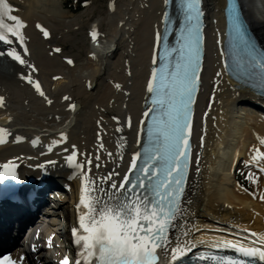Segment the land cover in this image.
Wrapping results in <instances>:
<instances>
[{
	"label": "bare ground",
	"instance_id": "6f19581e",
	"mask_svg": "<svg viewBox=\"0 0 264 264\" xmlns=\"http://www.w3.org/2000/svg\"><path fill=\"white\" fill-rule=\"evenodd\" d=\"M109 1L106 16L89 28L93 41L84 59L56 52L60 43L70 37L67 35L70 33H64L65 28L71 31L79 22L57 21L51 18L53 15L47 21L35 10V1L27 11H17L25 22L21 29L25 46L15 38L11 45L27 64L0 57V96L4 97L0 106V127L9 130L0 143V163L17 158L15 161L28 172L38 173L35 167L59 168L55 152L68 154L70 151L69 156L75 152L74 164L68 158L60 162L76 173L80 170L81 176L79 181L73 182L75 191L70 197L72 226L78 227V235L81 234L79 216L84 211L82 206L81 210L77 208L83 173L95 181L97 188L111 191V184L118 185L129 172L133 154L139 148L137 135L133 138V134L145 120L143 102L164 10V0ZM205 2L209 17L197 118V133L203 139V146L198 144V163L185 204L187 207V202L192 200V205L188 210L185 208L176 221L160 253L161 262L172 258V249L177 250L175 255L182 256L192 248L207 251L231 248L239 239L246 248H253L249 243L264 244V202L260 204L241 191L233 174L239 159L246 158V152L252 150L254 157L258 148L264 151V116L251 119L253 111L248 107L254 103L264 105V100L238 87L225 73L222 50L225 0ZM241 3L249 24L264 44V0H241ZM36 5L39 7L38 3ZM42 21L47 23V31L50 28L54 34L58 32L51 42L52 33L47 40L41 27H37L42 26ZM61 31L63 35L58 40ZM7 47L5 45L1 51ZM33 66L35 69L30 68ZM24 76H30L33 82L38 80L45 95L41 96L34 83L30 84ZM72 104L76 105L75 109L70 107ZM18 136L23 139L17 140ZM254 144L257 147L251 149ZM257 157L264 167L263 156ZM77 163L83 168H77ZM62 197L58 194L59 209L63 205ZM48 215L44 213L45 217ZM215 223L218 226H214ZM204 228L210 230L204 232ZM10 233L7 231L1 236ZM13 234L15 231L11 236ZM10 257L16 262L20 260L16 255Z\"/></svg>",
	"mask_w": 264,
	"mask_h": 264
},
{
	"label": "snow or ice",
	"instance_id": "6c2138e0",
	"mask_svg": "<svg viewBox=\"0 0 264 264\" xmlns=\"http://www.w3.org/2000/svg\"><path fill=\"white\" fill-rule=\"evenodd\" d=\"M169 2L170 0H164L166 5ZM199 5L200 0H180V7L186 20L196 21L184 37L186 45H182L180 49L182 61L172 71L166 59L162 58L164 62L161 66L152 69L147 90L152 94L154 107L144 115L147 117L149 112L153 111H157L159 115L151 117L152 123L148 125L149 144L145 146L143 154L136 152L131 159L128 171L129 173L135 171V180L130 175H125L118 185L113 182L109 191L97 188L95 181L83 173L84 183L77 205L78 209L81 206L84 209L79 216L81 234L77 236V228H73L72 232L77 237L76 243L82 245L84 264H158L160 260L158 249H161V241L165 238L169 222L178 210L174 201L182 192L181 185L188 166L189 144L185 132L186 129H190L189 105L197 89L200 66L199 18L202 13ZM12 11V5L8 0H0V42L8 45L6 50L0 51V57L7 56L24 65L27 61L11 45L14 38L19 39L23 44L21 29L25 27V22L13 15ZM6 18L13 23H7ZM164 18L167 21L168 13L164 14ZM37 27H41L45 36L49 35L47 29L40 25ZM232 27L247 46L238 14L232 17ZM95 35L96 33L93 32V36ZM160 39L162 37L157 34V40ZM24 51L27 52L26 47ZM253 53L254 50H250V63L258 66L264 75V53ZM168 55L169 51L165 46V58ZM69 63L72 61L69 60ZM23 78L30 84L34 83L41 96L45 95L38 80L33 82L30 76ZM116 87L119 85L117 84ZM3 103L4 97L0 96V106ZM48 103L51 101L49 100ZM70 107L75 109L76 105L72 104ZM154 126L162 132L163 142L159 136H153ZM8 132V129L0 127V143L4 142ZM60 135L63 137L64 133ZM16 139L20 140L23 137L18 136ZM141 155H143V165L138 166L137 161ZM257 156H264V152L257 149L253 159ZM75 158L76 153L73 152L68 160L74 163ZM88 163L91 164V161L89 160ZM76 167L82 169L83 165L77 163ZM13 168L14 165L11 167L8 164L4 165L5 170L0 171V178L15 176ZM240 250L249 255L258 254L264 259V249L241 248ZM176 251L172 249L173 260L176 259ZM0 264H16V261L7 256L0 260ZM62 264H70V261L65 258Z\"/></svg>",
	"mask_w": 264,
	"mask_h": 264
},
{
	"label": "rangeland",
	"instance_id": "374dc122",
	"mask_svg": "<svg viewBox=\"0 0 264 264\" xmlns=\"http://www.w3.org/2000/svg\"><path fill=\"white\" fill-rule=\"evenodd\" d=\"M14 5L16 10H20L21 12L27 11L30 5H33L35 1V4L38 3L39 7L35 4L33 5L37 13L41 16H44L45 20L49 21V17L52 15V19H57V21H74L79 22L75 29L70 31V28H65L64 33H70L67 35H70V39L68 38V42H61L59 45V50L63 55H79L81 56L79 60L84 59L87 56V52L90 49L89 37L88 32L90 26L96 22L99 18H104L106 16V11L109 9L110 1L109 0H88V2L85 4L84 8H82L81 4L78 2V0H10ZM20 1V4H19ZM37 1V3H36ZM33 2V4H31ZM38 7V8H37ZM70 8V9H68ZM82 8V9H81ZM23 9V10H22ZM72 10V11H71ZM68 12V13H67ZM47 13V14H46ZM71 13V14H70ZM45 14V15H43ZM84 14V15H83ZM68 16V17H67ZM74 16H77L76 18ZM59 17V18H58ZM70 17V18H69ZM73 17V18H72ZM65 18V19H64ZM50 19V20H52ZM61 19V20H60ZM45 23V22H44ZM43 21L41 25L44 28H47V23L44 24ZM52 24V23H51ZM59 24V22H58ZM47 25V26H46ZM81 26V28H79ZM252 26V24H251ZM79 28V30L77 29ZM101 28L104 30L105 27ZM62 29V27H61ZM254 29V28H253ZM49 32L52 33L51 38L49 42L54 40L55 34L57 35L58 32H53L52 29L49 28ZM76 30V31H75ZM84 31V32H83ZM256 32V31H255ZM257 33V32H256ZM54 34V36H53ZM62 31L60 32V35L57 37L58 40L62 37ZM257 36L260 39V36L257 33ZM60 37V38H59ZM49 38H47L48 40ZM52 39V40H51ZM92 47V44H91ZM37 51V50H36ZM81 62V61H80ZM259 115L264 116V113L258 111L254 113H251L250 117L251 119H259ZM256 145L254 144L253 147H250L253 149ZM249 148V149H250ZM251 151L247 154V159L245 162L242 163V165L239 167L238 172L236 173L238 176L243 178L247 184L250 185V194H246L247 196L252 197L254 201H258V203L262 204L264 202V178L262 174H264L262 171H255L253 168V161H251ZM250 157V158H249ZM251 159V160H250ZM249 161V162H248ZM252 163V164H251ZM251 164V165H250ZM66 198V196H64ZM63 198V197H62ZM64 200L68 198H66ZM63 213H59V215L54 216L53 222L56 223L55 228L58 231H65L66 225L69 222V203H63ZM236 216V215H235ZM54 231V230H53ZM200 231V230H199ZM60 238V237H59ZM65 239V238H64Z\"/></svg>",
	"mask_w": 264,
	"mask_h": 264
}]
</instances>
